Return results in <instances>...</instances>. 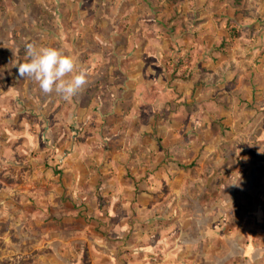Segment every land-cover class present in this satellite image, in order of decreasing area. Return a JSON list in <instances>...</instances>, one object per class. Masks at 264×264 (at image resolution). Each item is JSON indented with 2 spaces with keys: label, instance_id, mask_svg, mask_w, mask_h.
Here are the masks:
<instances>
[{
  "label": "crops",
  "instance_id": "0c3cea01",
  "mask_svg": "<svg viewBox=\"0 0 264 264\" xmlns=\"http://www.w3.org/2000/svg\"><path fill=\"white\" fill-rule=\"evenodd\" d=\"M99 1V8L106 6L117 19L81 22L83 35L79 37L78 32L74 43H85L90 50L83 58L76 52L72 55L87 72L86 85L72 101H65L67 106L56 104L49 109L38 102L37 115L30 120L39 138L46 130L45 122L51 128L56 117L67 116V136L60 140L68 148L58 149L63 155L59 167L70 180L43 182L36 188L42 194L35 199L26 175L24 181L6 176L8 169L3 166L14 157L20 158L15 166H22L23 150L13 145L18 142L14 140V103L0 101V115L2 108L6 114L0 118V169L5 176L0 179V238L5 245L9 242L6 251L11 257L20 255L22 261L33 260L35 255L36 264H78L79 252L94 255L90 264L97 259L100 264H147L146 256L152 255L150 264H160L159 250L170 259L165 264H173L171 256H177L178 247L179 264H264V172L257 216H234L237 223L227 228L224 216H213L207 224L199 214L181 216L186 214L184 206L192 199L190 191L197 181H189V174L205 170L213 175L212 186L206 181L195 186L202 192L214 190L221 168L231 174L232 162L236 167L240 163L237 146L227 153L222 148L233 147L236 132L249 129L253 120L264 125V18L260 42L248 46L260 45V57L250 53L240 59L231 52L230 66L222 71L218 63L205 65L208 55L192 53L193 48H201L203 37L196 38L187 56L186 39L175 36L172 25L164 23L163 30L152 17L142 15L149 8L138 6L139 0H92L94 4ZM198 24L197 28L203 25ZM105 27L106 35L100 31ZM176 46L182 50L177 55ZM174 57L184 64L173 68ZM6 91V87L0 90V96ZM30 107L26 108L29 112ZM23 114L20 126L25 125L26 136L33 135L25 121L31 115ZM221 125L226 127L223 134ZM246 133L239 139H244L245 146L251 138L264 140V127L256 136ZM20 142L22 146V138ZM244 163L240 164L251 171L245 172L247 180L257 166ZM223 187L236 188L233 182L218 186L219 198ZM28 205L35 208L29 210ZM175 212L180 216L173 219ZM164 219L171 223L157 234L152 228ZM91 230L93 240L86 238ZM193 231L195 241L187 240ZM127 235L136 238L131 246L122 243ZM25 237L33 239L26 243ZM189 254L190 259L185 258Z\"/></svg>",
  "mask_w": 264,
  "mask_h": 264
},
{
  "label": "rangeland",
  "instance_id": "374dc122",
  "mask_svg": "<svg viewBox=\"0 0 264 264\" xmlns=\"http://www.w3.org/2000/svg\"><path fill=\"white\" fill-rule=\"evenodd\" d=\"M76 2L78 3L77 8L75 7ZM83 2H85V0H0V87H2L0 90L4 92V87L7 89L6 94L0 96V101H11L14 103L12 118L14 120L16 119V121L15 124H13V129L17 130L14 140H18V142L13 141V145H19L18 149L23 150V157L21 158L22 166H15L20 158L14 157V159L9 161L10 163H7L3 167L8 169L6 176L10 177L12 180L24 181L26 175L29 191L34 193L35 199H38L39 194H42L41 190L38 191L39 193H36V188L43 182L49 184L50 182L60 181L62 178L70 180V177L66 176L67 174H63L62 167H59V160L61 161L63 155L60 149H58V147L68 148L67 142L60 140L62 136H67L64 132L68 131L66 124L68 118L67 116H63L62 118L59 116L56 117V119L53 120L54 124H51V128L47 125V122H45L44 128L46 130L43 131L42 134H39L38 138L36 137V127L32 125L33 123L30 121L31 117H36L37 115L35 107L38 102L43 103L44 107H48L49 109H52L56 104L58 107H62V104L67 106V104L63 99L60 100L61 96L58 94H44L34 80L26 76L21 77L18 73V65L26 61V42H36L38 45L61 48L71 55L76 52L78 54L77 57L83 58L84 53L90 49H87L88 46L85 43L80 44L81 42L78 41L74 43L78 32L80 34L79 37L83 35V33L81 34L82 30L80 28L82 26L81 22L91 21L94 23L99 20L107 21L108 19H117V14L114 11H109L106 6L102 5V9L99 8L98 5L102 4L101 1L95 4L92 0H87L85 3ZM137 2L138 6H142V9L146 5L149 8V12L143 11L141 12L142 15H149L152 17L163 30L165 27L163 25L164 23L172 25L174 35L186 39V43L183 47L189 48V51H186L187 56L190 54V48L192 49L193 47L192 45L196 44V38L203 37L201 48H197L196 51H194L193 48L192 53L199 52L200 54V52H203L205 55H208L210 61L204 62L205 65L207 64L211 67L218 63V68L225 71L229 68L231 63L228 60L231 52L237 54L240 59L247 57L250 53L258 54L257 57H260V45L256 44L255 47L253 46L251 49L248 48V46L255 44L257 41L260 42L261 23H263L262 19L264 18V0H139ZM144 19H146V17H144ZM200 22H202L203 25H201V28H197V25L200 26V24H198ZM100 31L105 35L107 34L106 27L104 29L101 28ZM88 36H90V34ZM79 37L78 39L81 40ZM90 48L94 49L95 46ZM98 48L99 47H96V49ZM100 48L99 50L103 51ZM178 48L180 47L176 46L175 48L177 49L175 52L176 55L182 51ZM246 48H248V50H246ZM217 52L221 53L220 57H217ZM184 55L185 53L183 54V58ZM175 59L176 57H174V62H172L173 68L184 64L183 61H177ZM83 62L84 61H82V63ZM99 62L100 61H97L95 64ZM79 63L80 61H78V65ZM241 63L242 61H240V64ZM254 63L259 64L257 60H255ZM107 64L108 61L106 62V65ZM3 96L7 97L4 99ZM240 103V100L237 101V105H240ZM27 106H31L30 108L32 109L29 108L31 112L26 109ZM20 107L23 109L22 111L19 110ZM1 111L3 112V114L0 115L2 119L6 114L3 108ZM48 112L50 111H47L46 114H48ZM23 113H25V116H27V114L31 115L25 117V121H28L27 126L33 135L29 134L26 136L25 125L20 126V118L22 119L24 116ZM256 115H258V113H256ZM48 127L51 131H48ZM261 127H264V125L261 126L256 124L253 120L249 129H242L241 131L240 128V130L236 132L235 135L237 136V140L232 144L233 147L227 146L226 148H222V150L224 149L227 153L228 150H233L232 148L237 146L241 156L237 158V162H245L244 164H247L250 161L253 163V166H257L254 168V175L249 177L250 175L248 174L250 173H248L247 177L249 178L245 180V172H251L247 170L249 168L243 167L240 163L238 167H236L234 166V162H232L230 168L232 170L231 174H229L228 169L222 167V171L217 178L218 180L215 182L216 188H214V190L208 189L202 192L200 189H197L195 183L204 184V181H206L211 182L208 186H212L213 175H208L205 170H203L202 173H197L195 171L191 172L189 177L187 176L190 179L189 181L196 179L197 181H193L195 182L193 184L194 188L192 187L190 191V195L192 196L193 194V197H191L192 199H187V205L184 206L186 214L181 216H197L199 214V216H203V222L206 224L209 222L211 223L213 216H216L215 218L224 216V227L226 228L229 226L233 227L234 223H237L234 216H242L244 219L245 216H257L255 211H257L258 203L261 200L257 194L261 191L260 182L264 172V140L251 138L253 141H249L248 145L245 146V144L242 143L244 139H239L243 136L244 132H247L246 134L252 132L251 136H256L257 130H260ZM80 128V131H82L83 127ZM225 128V126L221 125L220 130L222 134ZM31 129L33 130L31 131ZM69 131L72 132L74 130L72 127H69ZM41 135L44 136L42 139ZM21 138L22 146L20 142ZM22 147L27 150V155ZM78 147H81V145ZM42 152H44V155L40 154ZM252 153H256L258 156L263 154V156L261 160H259L258 156ZM261 161H263V163H261ZM207 176H209L208 180ZM4 177L3 170L0 169V179ZM231 182L234 183L236 188L231 190L227 187L221 188L219 198L216 192V190H218L217 187L224 185L228 186ZM246 186H249L247 190H245ZM98 198L101 200V196ZM28 206L29 210L35 208V205ZM74 207L76 208V205H74ZM250 212H254V215H251ZM172 216L174 219V217L177 218L180 214L175 212ZM228 216L230 218H228ZM168 223H171L170 219L168 221L164 219L163 221H158L156 227L154 226L152 228L151 226V228L158 234L161 230L168 228L166 226ZM172 228L175 229L173 226ZM142 229V231H145L144 228ZM94 231L99 230L97 228ZM92 232L93 230L86 232V238L89 240L92 239L90 236ZM196 234V231H193L186 239L195 241ZM25 238L26 243L33 239L32 237ZM1 239L2 238H0V240ZM205 240V243H212V239ZM134 241H136V238L129 237L128 235L122 239V243L128 244V246H131ZM6 244L7 245H5L3 240L0 241V264H8V262L9 264H36L35 255L33 256V260L27 257L24 261H22L20 255L11 257L6 251V246H9V242L6 241ZM25 248L26 247H24V249ZM119 248L122 250L124 246ZM157 253L158 263L163 264L164 262L165 264L166 260H170L165 259L161 251L158 250ZM116 254L119 255L117 252ZM175 254H177V256H171V258H173L172 263L179 264L180 250L178 247L175 250ZM130 255L132 256V254ZM153 256L154 255H152V257L146 256L147 264L153 262ZM193 256L195 258V255ZM78 257H80L78 258V264H90V260L95 259L94 255L88 252H79ZM190 257L191 254L185 258L190 259ZM100 263L102 262L97 259L93 264Z\"/></svg>",
  "mask_w": 264,
  "mask_h": 264
},
{
  "label": "clouds",
  "instance_id": "9594fccd",
  "mask_svg": "<svg viewBox=\"0 0 264 264\" xmlns=\"http://www.w3.org/2000/svg\"><path fill=\"white\" fill-rule=\"evenodd\" d=\"M26 61L18 65L21 77L34 80L44 94L56 93L70 102L87 83V72L64 49L25 43Z\"/></svg>",
  "mask_w": 264,
  "mask_h": 264
}]
</instances>
